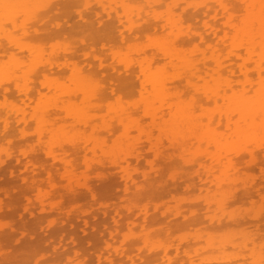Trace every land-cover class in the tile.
<instances>
[{
	"label": "rangeland",
	"instance_id": "rangeland-1",
	"mask_svg": "<svg viewBox=\"0 0 264 264\" xmlns=\"http://www.w3.org/2000/svg\"><path fill=\"white\" fill-rule=\"evenodd\" d=\"M40 1H43V0H40ZM40 1L38 0L39 3H40ZM44 1H46V0H44ZM97 1L98 0H92V2H91V0H60L59 2H61V3H57L58 1L55 3V1H54L53 2L54 4L51 1H49L50 3L49 2H47V3L41 2V4H39V5H42L40 8H35V7H37L35 2H32L34 4V6L36 5L35 7L32 5V3H29L33 6L34 10L37 9V11L35 10L36 12L34 10H33L34 12L33 11L31 12V10L29 8H26V7L24 8V6H27V7L29 6L27 4L26 5L23 4L24 6L22 5L23 9L22 8L21 9L16 8V11H17V9L19 11L20 10L26 11L27 9H29V12H30L29 15H32L33 13H35V14L32 15V17H30L32 21H29V24L27 23L28 25L25 24L26 22H28V19L26 20L25 17L23 18V17L18 16L17 18H19L20 20L17 19L18 21L17 20L15 21V26H13L14 24L11 25L12 24L11 22H10L11 24H8L9 23V21H8V23H7L8 25L6 26V28L8 27L9 30L8 29H7L8 31L4 30L5 33L11 32L14 34L16 29H18V28L19 29H21V28L25 29V27H31V30H29V31H31L32 34L30 36L29 35L26 36L27 38L24 37V40H23V38L21 39V37H22L21 33H23L21 30H23V29L19 30V32H21V33H18V30H17V32L15 33L16 34L15 36L18 37L19 39H21L20 42L22 45H25V46L28 45L32 49L33 48L35 49V47H40L41 52H38L35 54L34 52H36V51L33 49L34 50L33 55H31L32 51L27 49V47H28L27 46V47H24L25 50L21 49L20 52L22 51V53H20L19 50L15 46H11V44L8 43L10 41H8V40H7L8 42L6 41V38H5V41L0 40L3 44V45H1L2 49L0 52V54L2 56L1 59L6 60L5 59L6 54H9V55L14 54L15 55L17 53V56L19 55V57H21V55H22L21 58H23L22 60L24 62L20 59L21 60L20 62H22V64H23V65H21V67L24 66V67H22L23 69H29V67H31L28 70L29 72L31 71L28 76H29V78L31 77V80L33 82L32 83V86H33L32 91L34 90L33 91L34 93L36 91V96L31 97V98L35 97L31 101V102H33L34 100H36L33 102L34 105L32 104V106H31V104H29V106H27V105L24 106V104H23V97L24 96H22L21 93L18 94L15 92L16 89H14V85L11 86L7 82H5L6 84L10 85L8 87L11 89V92H12V90H15V91H13L14 93H11L9 91L11 94L10 93L8 95L6 94L5 97H3L5 92L2 89H0V110H1L0 111V136L2 138H4L3 140H2V138L0 139V143H2V144H0V153L1 154L3 153L2 155H0V180H1L0 186H1V188H3V189H1L2 191L0 192V201L2 200L1 201L2 207L4 205L3 211H2V208H0V210H1L0 211L1 212L0 213V225L2 224L1 227H2V229H4V230H2V231H4V233H3L1 231V227H0V264H115L117 262L122 263L123 261H126V262L128 261V264H252L254 259L258 258V255L256 256V254H260V256H261V252L264 253V250L262 251V249L264 248V208L262 209L261 212L257 211V210H260L259 208L264 207V203H262V200L264 199V176H263L264 174L261 173L262 172L261 169L264 167V156H263L264 152L262 153V155H259L258 153H260V152L257 150L258 153H256L257 155L255 154V161L251 162L252 164L247 163V161L250 162V159L248 158V156H246L245 158L243 157L244 159L241 158L244 160V161L242 160V162L244 164V166H243V164H242V166L244 167L245 171H246V169L250 170V171H246V172L244 171L247 174V176L250 177L253 175L252 178H254V175H255V179L250 178L254 182L251 181L248 177H245L242 175V172H243L242 166H239V168L241 167V169H239V171L236 170L237 172L235 173V176H234L235 178H233L234 180L238 181V178H239L238 176L240 175L241 176L240 178L242 179V181H244L243 185L245 187L250 186L252 188L255 187L257 189V192L255 191L257 194H255L254 190H256V189H254V188H253V190L251 188L252 191L248 190L249 187L247 189H245V187L243 188L241 186L242 187L241 188L239 185L241 183L240 181H238L239 183H235L236 181L233 183H229V185H228V182L224 181L225 185L222 188V184L220 183L219 179L217 177H215L216 175L215 176L212 175V173L209 174L211 177L213 176L212 178L210 177L211 178V180H210L211 181V184H210L211 188H209L210 186L206 187L202 183V181H201L202 179H200V178H202V177L205 178V176H204L205 174L207 176L206 178H208L209 177L208 173H203L204 175L202 177L201 176L199 177V175H201L202 173H200V174L199 173H192V172H197V171H191L192 168L190 169L188 164H186V165H188V166H186L185 163H183L182 159H180L181 157L179 158L178 155H176L179 152H177L176 154H173L174 150L171 151V148H173L171 146H170V149H167V151H164L165 148L163 147V149H162L163 154L161 155V156H163L164 152L167 155H170V156L172 155L170 157V160L168 159V161H167L166 158H168V156H165V155L163 156L165 158V160H164V158L161 159L160 157H159L160 159H158L156 157L157 160H155L154 157L156 156L155 155L156 153H153L154 151L152 153H150L151 151L150 152L148 151L149 150L148 147L150 144L149 145H147L148 143L145 144L146 138L144 136H142L143 140H145V141L142 142L143 148H142L141 152L142 151L143 152L148 151V153H144V154L142 153V155L137 153V155H138L137 158L134 157L135 156L134 154L136 152H135V150H133V148H131V147L128 148V146L125 144L127 140L126 141H124V140L126 139L127 134L125 135L124 134L125 132L123 133V128H121V127L118 128L120 125L117 127V129H113V131L115 130V132H112V134L118 133V135H115V134L111 135L110 134L111 132L108 131V132H110V133H108V135L110 134V137H109L107 135L105 129H104V131H105L104 133L102 131H99V129L102 130L105 127H109V126L103 127L102 125H104V123H105L104 121L107 120L106 119L107 117H108V119H112V116H113V118L116 117L117 112H119V109H117V107H119L120 110L122 109V106L120 107V105H121L120 99H122V100L124 99L123 101H125V99H126L127 101H129L128 104L133 103V104H135V106L138 105L140 103L139 101L143 99V98H141V92H140L141 86H139V84L141 85V83H139L140 79H139V77L137 78V75H139V73H140V66L136 67L135 65H137L138 62H141V60H144V52H146V51L144 50V52H143V48L145 46H147V47L152 46V47H149L150 49H152L153 47L156 48L155 47L156 43H158V44L162 43V42L163 43H171V42H177L178 41L177 43L179 44V46H181V48L180 47L178 48L179 51L184 47L181 50V52H183L185 54L188 53V56H187L185 54L182 55L181 53L178 52L180 55H182L181 57H183L184 55L186 56L185 58L183 57V59H187V57H190L191 53H193V51H194L195 55L192 54L191 57L193 58V57H196V55H197L198 56L197 58L199 59L201 57V55L197 54V52L199 51L198 48L201 51H206L205 53L208 52V48H207L208 45L205 43H202V42L196 43L197 41H200V40H197L199 38L195 39L196 37H198L197 34H199V33L205 32V35H208V36L210 34V32H208L207 26H206L207 21L205 18V12L207 13L206 16H208L209 11H212L211 8L214 7L213 9H215V7H216L217 12H215L213 10L215 16L212 17V15H214V14L211 15V13H213V12H210V16L212 17V20L215 19L216 22H224L227 20V17L232 16L236 19V21L237 20L241 21V19H242L245 22L246 20H249V19L246 18V12H245L244 6L241 3H239V1H237V0H228L226 2L227 3L226 4L227 9H224L222 6H220L219 0H167V1L163 0V2H165V3L161 2L162 5L160 4L159 6H156V7H155L156 4L153 0H115V2L114 1L112 2V0H110V1L109 0L108 1L107 0H104V1L99 0L98 3H97ZM100 1L102 2V4ZM47 5H49V6H47ZM166 5H170L171 8H173V9L169 10V11H171L170 12L171 14L169 12H167V10H168L167 7H170V6L166 7ZM104 6H105V8H104ZM164 8H166V9H164ZM27 11L25 13L20 11V13H18L17 15L22 16L23 14H27ZM172 13H175L176 16H174V14L172 15ZM27 15H25V16H27ZM35 15L39 16V17H36ZM168 15H170V16H168ZM166 16L170 17L171 19H172V17H174V19H172L173 21L177 20V19L175 20L176 17L177 18L180 17V18L184 19L185 21L182 19L181 20L184 21L185 24H187V25L189 24L188 26H190V27L185 25L187 27V29H185L186 28L185 27L182 30H183V32H184V29H185V31L188 30L186 32H189L191 30L190 33L185 34V33H182L180 31L176 30V29H174V30L171 29L170 26L168 27L167 26L168 22L166 20L167 19ZM27 17H29V16H27ZM35 17L38 19H36ZM67 17H68V19H67ZM249 17L252 18V15H250ZM243 18L244 19L246 18V20H244ZM251 18H250V20L252 23L256 22V21L253 22V20ZM35 19H36V21H35ZM253 19H255V17ZM208 20L211 21L210 18H208ZM34 22H36V24ZM169 22H170V20H169ZM212 22H214V21H212ZM244 22L242 23V21H241V23L243 24L242 26H244ZM31 23H32V25H31ZM59 23H61L60 24L61 26H59ZM245 23L248 24L247 22H245ZM249 24H250V22H249ZM255 24L256 23H254V25L250 24L249 26L253 25L256 27L257 25H255ZM242 26H240V27H242ZM134 28L139 29V32H138V30H137L138 33L135 32L136 30H133ZM170 29L173 31V34H172ZM193 31H194V33H193ZM41 32H43V33H41ZM178 32H179V34H181L179 36H181V37L183 36L182 38L177 36ZM38 33H40V34H38ZM195 33H197V34H195ZM24 34H25V32L23 33V36H25ZM210 37H212L214 40L208 37V38H206L207 42L209 40L210 41L213 40L212 44L215 45L216 44L215 42L218 43V41H216L214 35L210 34ZM3 38L4 37H2V39ZM128 39H130V40H128ZM182 39L185 40L186 42L185 41L183 42ZM194 39L196 40V42L194 41ZM127 41H128V43H127ZM180 41L182 42V44ZM210 41L208 43H210ZM191 42L193 44H190ZM133 43H135V46ZM194 43H196V44H194ZM131 45H133V46H131ZM191 45L192 46L198 45V46H196L197 48L194 46L196 48L195 49V48L190 47ZM147 47L144 49L150 50ZM130 50L132 52H129ZM52 51H53V54H52ZM71 52L74 56L70 55ZM131 53H135V55L132 54V56H134L135 58L129 55ZM151 53H152V51H151ZM145 54H147L146 56L148 57V59H150L155 53L153 52L151 56H148V53H145ZM157 54H155L152 58V61H151L152 65L149 63V60H147L148 62L145 61V64L148 63V65L150 64V66L152 68H159V70H161L160 68L162 66L167 65L168 68H166L167 66H165V68H164L165 69L164 72L168 73L167 75H171V76L173 75L174 76L175 74H177V72H176L177 66L174 67L171 63H169L170 62L169 60L163 59V57L160 56L161 54L160 55L159 54L157 55ZM42 57H43V59H42ZM138 57H140V58H138ZM197 58H193V59L198 60ZM181 60H182V58H181ZM7 61H5V62L7 63ZM52 61L54 63H52ZM43 62L47 64L46 68H43L46 66V65L44 66ZM70 62L72 64L78 63L79 65L85 66V67H81V68H83L82 71L84 73L87 72L86 70H89L90 72H92V73H90L88 71L90 75L87 73L86 74L81 73V75H82V77L85 76L84 78H86V76H87V79L89 78V80L87 82L89 84L93 83V87L95 86L99 90L101 89L102 94L101 93L99 94V92H96V91L92 92L93 94L98 93L101 96V99H100L99 98L100 96L97 94L98 95L97 97L99 98V99L97 98V101H99V102H95V100L91 101L89 98V97H91L89 92H87V94L85 96L87 97L89 95L87 98H89L90 101L84 100V99H87L84 96L82 98L80 97L81 95H84L86 93L85 91H87L88 88H86V90H82L84 92L81 91L83 86L82 87L78 86L79 83H78V80L76 79L78 77L74 75L75 73H74L73 65H71ZM122 62L123 63L125 62V64L128 63L131 65V67H133V74L131 71L128 72L127 67ZM155 62H157L156 65L153 64ZM24 63H26V64H24ZM42 63H43V65H42ZM48 63H52L53 65L48 66L49 65ZM38 64H40V65L38 66ZM116 64H118V66H115ZM27 65L29 67H27ZM57 65H58V68H57ZM138 65H140V64H138ZM170 65H172V66H170ZM37 66H38V69H37ZM49 67H51L50 70L47 72L45 71V73H44L43 70L48 69ZM122 67H124V68H122ZM172 67L174 69H172ZM85 68H87V69H85ZM117 68H119V69L122 68L121 69L122 71H119ZM177 68H178V70H184L185 71V69H180V66H178ZM35 69L37 71H39V70H41V71L37 73V71ZM207 69L206 70L202 69L203 70L202 72L207 71V74H208L209 69L208 70ZM117 70H118V73H116ZM151 70L156 71V69H151ZM33 72H35L36 74ZM80 72H81V70L79 71V73ZM19 74L20 73H17V75H19ZM92 74H93V76H92ZM116 74H118V75H116ZM181 74L186 75L185 72L184 73L181 72ZM73 76H74L73 79H75V80L74 81L72 80V81L75 83H73L70 79ZM173 76H172V78H173ZM203 76H204V74H203ZM184 77L186 78V76H184ZM184 77H181V78L185 79ZM1 79H2V76L0 75V86L5 81L4 79H2L4 81H1ZM178 79H180V78H178ZM83 80H85V79H83ZM95 81H97L95 84H99V83L101 84V85H99L100 87L96 86L94 84ZM181 81L182 80L180 79L178 84ZM70 82H72V83H70ZM183 82H185V81L183 80ZM22 83H24V82H22ZM76 83H78V84L76 85ZM80 83H81V81H80ZM175 83H177V81H175ZM48 84H50V86ZM184 84L186 85V83H184ZM184 84L183 85L180 84V85L184 86ZM47 85L52 90L48 89ZM82 85H84V83H82ZM174 85H176V87H171ZM180 85H178V87H177V84H173V80H172L171 84H169V86H170L169 88L171 89V91H170V92H172L171 94H174V93L178 94L181 98L180 102H183V100L185 101L186 99L191 97V95H193V93H195V91L194 92L188 91V93L191 94L190 95L185 91V90H187L186 87L182 88ZM3 86H5V84ZM34 86H35V88H34ZM70 87H71V89H70ZM55 89H57L58 91L61 90L62 92L61 91L58 92ZM53 90H55V91H53ZM78 90L80 92H82L83 94L80 92L78 93ZM179 90H183V91L180 92ZM41 91L44 92L45 94H43ZM66 91L71 93V94L73 93L74 95H75L74 91H76L77 92L76 97H79V98H77L75 100L73 98L71 99L70 94L67 93ZM17 92H19V91H17ZM183 92H185V93H183ZM34 93H33V95H35ZM186 93L189 95V97L185 98ZM48 95H50L51 97ZM74 95H72V97L76 98ZM183 95H184V98H183ZM122 97H124V98H122ZM6 99L10 100L9 101L10 104H8ZM174 99L175 98H173V102H175ZM190 100H192V98ZM127 101H125L126 104L124 103L123 107L126 108L127 112H128V108H131V107H129V106H131V104L128 106ZM142 101H141V104H142ZM15 102L18 103L17 106H16ZM31 102H27V103H31ZM51 102H52V104H51ZM13 103L20 110L22 108L23 109L29 108L31 110L34 108V106H35V109L37 107L38 108L41 107V109L43 107H45V109H47L46 111H48L50 109L49 110L50 112L49 111L47 112V114L49 113L48 115H50V113L54 110L53 111L54 113H52L50 116H53V114L58 115V113H59L58 111L60 110V112H62L61 114L63 116L59 114L60 117L62 116L61 121H60V119L56 118L57 119L56 120L53 117H52L53 118L52 119L50 116H48L50 124L49 123L38 124L37 122H41V120H37L34 117V116H36L34 114L35 113L34 109H33V111L31 110L32 112L30 110L25 111L24 112L25 118L20 113H18V115H17V111H15V113H14L15 117H14L13 113L11 114L10 111L13 109L15 110L16 107L12 106L13 109H11V110L9 109L10 108L9 107L8 109L10 111L8 109H6L7 105L11 106V104L13 105ZM53 103H55V104H53ZM88 103H90L89 106L90 107L92 106V109L91 108H87V109L85 108V106L89 107ZM96 103H98V104H96ZM167 103H169V102L167 101ZM167 103L165 105H167ZM56 104H57V106H56ZM141 104L139 106H141ZM71 105H72V107H74V105H75L74 109L77 107H79V109L82 108V111L75 109V110H77V115H79L78 114L79 112L80 113L84 112L85 114L82 113L84 115L88 114V116H89L91 114V115H93V117L94 116L96 117L97 115L102 117L103 115H101V114H103V112H101V113H98V112H100L102 110L105 111L104 112V118H105L104 121L101 120V118H99V116H98V117H96V119L94 118L95 122L98 119L100 121L99 122L97 121L98 123L97 122L95 123L93 120V117L90 115L89 116L90 124L88 123L87 126L91 127V126H93L91 122L95 123L96 127L95 126L94 127L97 129V131L101 132V133L98 132L99 133V134H97L98 137L99 138L101 137L102 139H106L107 140L106 142L108 143V145L110 142H112L114 140V138H116V136H118V138H120V139L117 140V138H116L114 140V143L116 141H118V143H119L121 141V139L122 140L124 139L123 142H125L124 143L125 148H123V150L124 151L127 150L126 152H129L132 150L131 152L134 153V154L130 153V155L133 154L134 156L131 155L130 156L131 159L129 158V160L131 161L130 167H132L131 168L132 170L129 168V170H127V172L130 173V171H134V170L136 171V169H137L138 172L137 171L132 172L135 175L132 174V177H130V179H132L134 176H136L135 178L137 179V181L135 180V182H131V183L129 181H127V182L123 181L124 179H122V175L120 174V172H117L118 170L115 171V169H114L116 167L119 168L120 165L118 166V164H117V166H116V164H115V167L113 166V169H112L111 167H112V164H114L113 162L111 163V165H109L110 163L105 164V162L107 163L109 159L104 162L103 158H101L102 162L99 163V161H101V160H98V159H100L99 157H101L100 156L101 152H98L95 149L98 153L94 152V154H95L94 155L93 152L90 151V150L94 149L93 146H90V145H92V143L89 145L92 149L89 147H87V148L83 147L81 149L76 148V151H73V147L70 145V143L67 142V144H66L64 139L68 140L70 138L69 135L73 136V135H71V134H73V131H72L73 129H71V128L77 129V131L76 130L74 131V134H75L74 136L78 137V135H79V139L81 136L84 138L86 136V138H85V141H86V139L88 140V138L90 137L88 140V142H89L91 140V137L94 136L93 134H90L89 131L87 133V126L84 125L85 122H80V123L78 122L80 119H83V117H85V116L80 114L83 116L81 118V116L80 117L76 116V111H75V115H72L73 114V113H71L72 111L71 112L69 111L71 113V116H76L75 117L76 120H77V117H79L77 122L76 121L74 122L73 121V120H75L74 118L71 119V117L68 116L69 114H65L66 113V109H65L66 107H67V109L73 110V109H71L72 107L69 108V106H71ZM76 105H77V107H76ZM100 105L102 106L103 109L100 107ZM112 105H116L115 108L118 110L116 113H115V111H116L115 109L111 110ZM124 105H126V106H124ZM53 106L54 107L56 106L58 108L60 107V108L59 109L56 107L54 108ZM97 106H99V108ZM127 106H128V108H127ZM135 106L133 108H135ZM83 108L86 109V111H88V112L83 111L84 110ZM133 108L130 110L133 111L134 110ZM23 109H22V111H24ZM57 109H58V111H57ZM37 110H40V108ZM55 110L57 111V113H55ZM42 111L44 112V110H42ZM89 111H91V112L89 113ZM112 111L115 114L112 113ZM137 111L139 113H141V111L139 109ZM137 111H135V114L138 113ZM94 112L96 114L97 113L98 114L96 115ZM105 113H107L108 115L105 116L106 115ZM131 113L133 114L134 112H131ZM166 113H167V116L170 117L168 115V111ZM38 114H39V111L37 113V116H38ZM141 114L140 115L137 114L136 116H134V114H133L132 117L134 119L138 120V116L139 117L142 116ZM7 115H10V116H8L9 117L8 119H5V118H7ZM29 116L30 117L32 116V118L28 119ZM125 116L126 115H123L122 117L125 119ZM167 116H166V118H168ZM33 117H34V119H36L35 120L36 122L32 121ZM132 117H129L130 121L124 120L123 123L127 124V122H131V120H133ZM13 118H16L17 120H19L20 118L21 119L23 118L24 120L26 119V121H24L25 122L24 123L21 120L22 122H20V123L21 124L23 123L21 125L20 123L18 124L16 119H15V121H16V123H15ZM39 118H41V116ZM63 118L66 120H64ZM127 119H128V117H127ZM5 120H7V123L10 124L11 130H9L10 128L7 129V125H6ZM85 120H83V121H85ZM89 120L87 119L86 122H88ZM112 120L114 121V123H115V121H119V120H114V119H112ZM112 120H108V121L110 123H112L113 125H117V123L119 124V122H116L114 124L112 122ZM139 120L140 121L142 120V125L144 123H146V121H149V119H147V120H145V122H143L144 121L143 118H141ZM108 121H106L105 125H107V124L109 125ZM99 123H102V124H99ZM24 124H25V126H24ZM28 124H29V127L27 126ZM85 124H87V123H85ZM128 124H130V123H128ZM39 125H42V126L45 125L46 127H42V126L41 127L44 128V130H46V131L39 133L40 132L39 129L42 130V128H39ZM51 125H52V127H51ZM130 125H133V124L131 123ZM145 125H143V126L146 127ZM149 126H150V128L149 127L147 129L145 128L146 131L147 130L150 131L151 125H149ZM25 127H27V130H25L26 129ZM101 127H102V129H101ZM52 128H54L56 131H59L60 135H57V141L56 142H59V140L61 141L63 139L62 140V142L64 141V144H63L64 150L62 148L63 153L66 152L64 154H68L69 156H72L73 160L71 159L68 162L69 163L71 161L73 162V163H70L69 165H70V167L71 166L74 167L75 170H71L72 168L70 169V167H68L65 164V161L67 160V158H70V157L66 156V155H65V157L62 156L61 149H58L61 147L56 146V144L53 143L52 145H49V147L43 148L42 145L46 146L44 142H48V144H51V142H53V141L55 142V140H56L55 135H53L55 137V138L53 137L54 139L51 138L52 137L51 134H55V133H53V130L51 131ZM153 129L155 131H152ZM131 130H132V128L129 131H131ZM152 130H151L152 133H154V132H156L157 129L152 128ZM78 131L81 132V135ZM94 131H93V133H94ZM120 131L122 132V134ZM149 131H148V133H150ZM44 132L48 133V134L46 133V137L48 139L50 138L51 140L50 139L46 140L47 138L43 137V136H45ZM135 132H136L135 133L136 135L131 133V135L129 137L130 138L136 137L137 131L135 130ZM42 133H43V135H42ZM56 133H58V132H56ZM63 133L64 134L68 133L69 135L68 134L64 135ZM105 133L107 135V136L106 135L105 136L108 139L105 136H104L105 138L102 136ZM157 133H154V134L156 135ZM61 134H63V136ZM123 135H125V136H123ZM74 136L72 137V139L74 138ZM113 136H114V138H113ZM40 137H43L44 139L43 138L42 139L45 141L42 142V139L40 141ZM58 137H60L59 140H58ZM162 138L160 137L161 147L163 144L164 145H167L168 143L170 144L169 141H166V140H168L166 137H165V140H164V138H163V140H161ZM39 141H40V145H39ZM162 141H163V143H162ZM25 142H26V144H25ZM6 143H7V145H6ZM114 143H112V146L115 145V147H116V144H118V143L117 142H116V144H114ZM3 144H4V147H3ZM50 146L54 147V149L61 151V153L58 152L57 150H54L53 148L51 150ZM69 146H71V147H69ZM112 146H110V147H112ZM1 149L3 151L6 150L7 152H5V151L1 152L2 151ZM47 149H49V151L51 150L50 152H52V151L53 152L55 151V152L52 155V153L48 152ZM88 149H90V150H88ZM136 149H137V147H136ZM257 151L255 150V152H257ZM89 154L91 155L92 158H94L95 156L97 157V155H99L98 159L97 160L95 159V162L93 160L91 161L90 156H89L90 158L88 157L90 159V161L93 163V164L91 163L93 166V167L91 166V169H92V170L90 169L91 171L88 170L87 168H85V163H84L86 157ZM58 155H61L63 158L66 159L64 161V165H66L72 172L67 167L60 164V162H61L60 159L62 160L63 158L61 156H58ZM139 155L141 157L138 160ZM149 155H150V157H149ZM55 156H57L59 158L61 157V158L56 160L55 158H57V157H55ZM152 157L154 158V161L160 162V163L158 162L159 165L156 164L158 167L154 166L155 168L153 167V169L150 166V165H152V163H151L152 162L151 160L153 159ZM134 158H136V160ZM147 158L148 159L152 158V159L148 160ZM146 159L148 161L145 162ZM241 159L237 160V163H240ZM257 160H258V162H257ZM74 161H77L79 166L76 165L77 163L75 165H73ZM261 161L263 164L261 163ZM29 162L32 165H29ZM86 162H88V160ZM256 162L259 164H257ZM61 163H63V162H61ZM101 163H103V164H101ZM120 163H121V161H120ZM237 163H236V165H237ZM22 164H25V166ZM99 164L105 165L104 168L102 166H100ZM153 164H155V162ZM253 164H254V166H253ZM255 164H257L259 166V168ZM106 165L107 166L109 165V167L106 168L107 167ZM260 165H262L261 168H260ZM98 166H100L103 169L99 168ZM24 167H26V168H24ZM251 167H253V168H251ZM82 168H85V169H82ZM160 168H163L164 171H162V169H160ZM196 168H197V166H196ZM120 169H119V171H121ZM197 169H199V167ZM9 170H11V172ZM86 170H87V172H86ZM73 171H76V172H73ZM79 171L82 173H79ZM258 171H260V172H258ZM9 172L11 173V175H9ZM161 172H162V174H161ZM263 172H264V169H263ZM49 173H52V174L50 175ZM67 173L69 175H71V174L74 175V173H75V177L70 176L73 178L72 179L68 176ZM98 173L102 174L103 176L99 175ZM116 173H118V175H121V178H120V176L117 177ZM249 173H251V174H249ZM30 174H32L36 177L40 176V178H42L40 181H42L44 179V177L45 178L48 177L47 179H44L45 180L44 184L41 183L43 185H41L39 183L40 186L36 187V192H31V191L25 192L26 186H27L25 184L26 183L25 178L27 177L28 179H30L29 178L31 176ZM88 174H91V175H88ZM217 174H219V173H217ZM41 175H42V177H41ZM138 175H139V177H138ZM148 175L150 176V178H148ZM228 175L232 176L234 174L228 173ZM257 176H259V178H261V176H263V178L259 179V178H257ZM98 177H99V179H98ZM100 177H101V179H100ZM152 177H153V179H152ZM229 178L231 179V177H229ZM244 178H246V179H244ZM49 179H52L51 182ZM97 179H98V181H97ZM233 179H231L230 181H234ZM15 180H17V182H20L19 183L20 185L18 184L19 186L17 185V182ZM190 180H193L194 186L190 183L191 182ZM246 180H247L246 184H248V185L245 184ZM250 181L253 183H251ZM68 186L74 187L76 189L75 190L72 188L73 192L77 191L76 193L75 192L72 193L73 195H76V201L75 202H78L77 205H75L76 203L73 202L74 196L71 193L69 194L70 191L68 192L65 189ZM85 186H87V187L90 186V188L93 189V191L95 193V199L92 198L91 194L89 195V193H90L89 190H88V192H86L87 189H84ZM109 189H110V191H108ZM23 190H24V193L26 195L23 194ZM247 190L250 192H248ZM223 191H225L227 193L228 197H229V194L232 197V198L228 199V203L226 202L227 199H225L226 201L223 199L224 200L223 201L224 202V208L221 207V203H220V201L222 199ZM258 191H259V193H258ZM42 194L44 197L42 196ZM98 195H100V196H98ZM40 196L43 199L45 198V200L48 198L47 200L49 201V203H51L50 205H52V204H55V205L59 204V205L54 206L53 209H50L51 208L50 205L47 204V202L45 203V200H44V202H41L43 199L41 198L42 200H40ZM29 199H31V200H29ZM40 202L43 204H41ZM9 204H10V206H12V208H8V207H10V206H7ZM31 205H32V209L30 208ZM72 205H73V207H72ZM26 206L27 207L29 206L28 209ZM79 206L82 209H80ZM63 207H64V210H63ZM76 208L80 209V211L77 210ZM54 209H56V210H54ZM57 209L62 210V212H59ZM67 209H69V210L71 209L70 212L68 211V215H66L67 217L68 216L70 217L72 214H74V216H72L70 219L65 218V215H64L65 213L67 214V212H66ZM75 209H76V211H75ZM98 209L99 210L101 209L102 211L105 210L108 212L103 211L102 214H105V215H102V214H100L101 211L99 212ZM72 210H74V212ZM49 211H51V212H49ZM87 211H88V215H86ZM76 212H78V216L75 215V214H77ZM4 213H6V214L4 215ZM55 216H57V217H55ZM61 216H62V218L64 217V219H62ZM1 217H4V219ZM84 217H88L86 219H88L91 222V225L87 226L85 224V221H83ZM51 218H54V219H51ZM5 219H6V221H5ZM55 219H57L60 222V224L58 225L56 223L58 226H55V223H54V226H51L50 222H52V220H53V222H56ZM1 220H2V222L5 221L6 224L2 223ZM69 220H71V222ZM76 220H77V222H76ZM117 220H120V223H117ZM7 222H8V226H6ZM83 222H84V224H83ZM93 222H95L97 224H93ZM69 223H71V224H69ZM76 223H78V224L76 225ZM16 225L18 228L16 227ZM110 227L113 228L114 230H112ZM16 228H17V230H16ZM8 229H10V230H8ZM14 229H15L16 233H15ZM6 230H8L9 232ZM199 230H201V231H199ZM198 231L203 232L204 234L209 233L210 236L213 235L215 241L218 239V241H220L221 243H223L224 240L229 239L233 235L234 236L241 235L242 238H243V236H245L244 238H246L249 236L250 237L253 236V233H254V234H258L259 237L256 235L254 236V238L251 237L255 241L254 244L249 243V240L245 241L243 239L245 243H247V244L249 243L248 245L247 244L244 245V243H242L240 240L238 242L237 241L238 239H237L236 241L238 242V244H235L233 246V243H231V244L228 243L225 246V248H222L220 250L215 249L216 250L215 251L211 248L210 249L205 248L204 247L205 245H203V244H202V246H203L202 247L200 244L196 243V242H199L201 239H198V241L195 242V245L193 244L194 241L191 240L192 237H194L195 239H196V237L203 238V237H201V235H199ZM10 232H12V234H9ZM204 234L202 236H205ZM207 234L205 236L207 238H204V239H208L209 235H207ZM248 234H250V235H248ZM150 236L154 237V239H151V241H154L155 243L153 242L154 244L153 243H151V244L156 247L155 251H152L153 250L152 248H155V247L151 246L150 244L149 245L152 247L151 248L152 250H150L149 245H146V246H148V248H145V244H144L145 240L141 244H140V241H141L140 239H139L140 241H137V238L143 239L146 237L149 238ZM186 236L188 237V239L185 238ZM161 238H162V240H164L165 244L162 242L161 243L159 242V241H161L160 240ZM238 238L242 239L240 237H238ZM180 239L181 240L184 239L183 244H181L182 241ZM185 239L187 241L190 240V241H188L190 243L185 241ZM252 239L250 241H252ZM157 240L159 243L157 242ZM211 240H213V238H211ZM232 240L236 243V241H235V239H233V237L231 238V241ZM227 241H230V240H227ZM184 243L187 245H185ZM199 243H204V242H202V240H201ZM239 243L242 244V246ZM157 244H161V245L156 246ZM163 244L166 246H164ZM177 244L180 247L175 246ZM188 244H190V245H188ZM196 244H198V246H196ZM237 245L238 246L240 245L241 248H240V246L237 247ZM182 246H183L184 250L181 248ZM220 246L222 247V244H220ZM250 246H251V248L255 249V247H257L258 249H255V250L251 249L252 250L251 251V250H249ZM163 247H164V249L165 248L167 249L165 251L167 253V256H169L167 258L164 257L165 255H161V251H158L161 249H157V248H163ZM201 247H202V249H200ZM189 249L191 251H188ZM256 250L258 253L256 252ZM147 251H149V253ZM150 251H152V252H150ZM156 251H158V252H156ZM251 252L254 254L255 258L253 257ZM163 253H164V251H163ZM156 254H159V255H156ZM129 255L132 257H130ZM73 256H74V258H73ZM263 256H264V254H263ZM260 258H261V262L264 261V257H260Z\"/></svg>",
	"mask_w": 264,
	"mask_h": 264
},
{
	"label": "bare ground",
	"instance_id": "bare-ground-1",
	"mask_svg": "<svg viewBox=\"0 0 264 264\" xmlns=\"http://www.w3.org/2000/svg\"><path fill=\"white\" fill-rule=\"evenodd\" d=\"M40 1V0H39ZM49 1H51L52 3L55 1V3L57 2V3H61V2H59L60 0H46V1H40V3L38 2V0H0V40H4L5 41V38H6V41L8 40V41H10V42H8V43H10L11 44V46H15L18 50H19V52H20V50L21 49H24V47H27V46H25V45H22L21 44V39L23 38V40H24V37H26V36H30L31 34H32V32L31 31H29V30H31V27H25V29H23V28H21V29H23V30H21V29H16V31L14 32V34L13 33H11V32H6L5 33V31H8L9 29H8V27L6 28V26L8 25V24H11V25H13V26H15V21L17 20V19H19V18H17L18 16H20V17H25V19L27 20L28 19V22H26L25 24L26 25H28L29 24V21H32L31 20V18L30 17H32V15H34L35 13H31L32 15H29V9L31 10V12L34 10V8H33V6H34V4L32 3V2H35V4L37 5V7H35V8H40L42 5H39V4H41V2H43V3H47V2H49ZM102 1H104V0H102ZM108 1V0H107ZM110 1V0H109ZM115 2V0H112V2ZM154 2H155V7L156 6H159L160 4L162 5V3H165V2H163V0H153ZM167 1V0H166ZM220 1V6H222L224 9H227L226 8V2L228 1V0H219ZM237 1H239V3H241L243 6H244V9H245V12H246V18H248L249 20H250V18L251 17H249L250 15H252V20H253V22L254 21H256V22H254V23H256L255 25H257L256 27L255 26H253L254 25V23H252L251 22V20L249 21V20H246V18L244 19V20H246L245 22H247L248 24H249V22H250V24H253V25H251V26H249L248 24H246L242 19H241V21H242V23L244 22V26H242L243 24L241 23V21H239V20H237L236 21V19L234 18V17H232V16H229V17H227V20L226 21H224V22H216L215 21V19L214 20H212V17L213 16H215V14H214V11L215 12H217V8L215 7V9H213L214 7H212L211 9H212V11H209V17L208 16H206V12H205V18H206V26H207V30H208V32H210V34L211 35H214L215 36V39H216V41H218V43L217 42H215L216 44L214 45V44H212L213 43V38L212 37H210V34H209V36L208 35H205V32L204 33H199V34H197V33H195V34H197V36L198 37H196L195 39H197V38H199V39H197V40H200V41H197L196 42V40L194 39V41L196 42V43H198V42H202V43H205V44H207L208 45V52L207 53H205L206 51H201L199 48H198V52H197V54H200L201 55V57L198 59L197 57V55H196V57H193V58H197L198 60H194L191 56H192V54H194V51H193V53H191V56L190 57H187V59H183V57L185 58L186 56L185 55H187L188 56V53L187 54H185V53H183V52H181V50L184 48H182L180 51H179V47L181 48V46H179V44L177 43V42H171V43H156V48H152V49H150L149 47H152V46H145L144 48H149L150 50H146V49H144L143 48V52H144V50L146 51V52H144V60H141V62H138L137 63V65H135L136 67L137 66H140V73H139V75H137V78L139 77V83H141V85L139 84V86H141V98H143L142 100H140L139 102V104L138 105H136L135 106V104H133V103H130L131 104V106H129L130 104H128V102L129 101H127L126 99H125V101H127V104H128V106L129 107H131V108H128V106H127V108H128V112H127V109L126 108H124L123 107V104L125 103V101H123L122 99H120L121 101V105H120V107L122 106V111L120 110V108L119 107H117V109H119V112H117L118 110L115 108L116 107V105H112V108H111V110H113V109H115L116 111H115V113L117 112V114H116V117L115 118H113V116H112V119H114V120H119V121H115V123L116 122H119V124L117 123V125H113L112 123H110L108 120H112V119H108V117L106 118L107 120L106 121H108L109 122V125L107 124V125H105L106 124V121H104L105 120V118H104V112L105 111H100V112H98L97 110V112L98 113H101V112H103V114H101V115H103L102 117L101 116H99V115H97L95 112V114L97 115L96 117H98L99 116V118H101V120H103L105 123H104V125H102L103 127H105V126H109V127H105V128H103L102 129V127H101V129L102 130H100L99 129V131H102L103 133L106 131V133H107V135H108V133H110L111 135H114V134H112V132H115V130L113 131V129H117V127L118 128H123V133L126 135L127 134V136H126V139L124 140V141H126V143L125 142H123V140L121 139V141L118 143V141H116L118 144H116V142L114 143V140L117 138V140L118 139H120V138H118V136H116V138H114V136H113V138H114V140L112 141V142H110L109 143V145L110 146H112V143H114V144H116V147H115V145L114 146H112V147H110L109 145H108V143L106 142L107 140L106 139H102L101 137L99 138L98 137V135L97 134H99V133H101V132H99V131H97V129L95 128L96 127V125H95V123L98 121H100L99 119L95 122V119H96V117L94 116L93 117V115H91L92 117H93V120H94V122L95 123H93V122H91L92 123V125L93 126H87L88 125V123L90 124V118H89V116H88V114L87 115H84L85 113L84 112H79L78 114L79 115H77V110H75V109H78L79 111H82V108L81 109H79V107H77V105H76V107L77 108H75L74 109V107H75V105H74V107H72V105L71 106H69V108L70 107H72L71 109H73V110H70V109H67V107L65 108L66 109V113L65 114H69L68 116H70L71 117V119L72 118H74L75 120H73L74 122L76 121L77 122V120H78V118L81 116V118L83 117V116H85V117H83V119H80L78 122L80 123V122H85V123H87V124H85L84 123V125H86L87 126V133H88V131L90 132V134H93L94 136H92L91 137V140L88 142V140H89V138H88V140L86 139V141H85V138H86V136H85V138L84 137H80V139H79V135H78V137L76 138L74 135V131L76 130L77 131V129H75V128H71V129H73L72 131H73V134H71V135H73L74 136V138L72 139V137L73 136H70L68 133V135H69V137L71 138H69L68 140H66V139H64V141L66 142V144H67V142L68 143H70V145L73 147V151H76V148H78V149H81V148H87V147H89V148H91L90 146H93V148L94 149H92V150H90V149H88V150H90V151H92L93 152V154H94V152L96 153L97 151L98 152H101V154H100V156L101 157H99V155H97V157L95 156L94 158H92L91 157V155L89 154L87 157H86V159L88 160V162H86L87 160L85 159V168H87L88 170H90L91 169V166H92V160L95 162V159L97 160L98 159V157L100 158V159H98V160H101V158H103V160H104V162L106 161V160H108V162L106 163L105 162V164H108V163H110L109 165H111V163L113 162L114 164H112V169H113V166L115 167V164H116V166H117V164H118V166H119V168H114L115 169V171H117V172H120V174L122 175V179H124L123 181H125V182H127V181H129L130 183L131 182H135V180L137 181V179L135 178L136 176H134L132 179H130V177H132V174L133 175H135L134 173H132V172H138V170L136 169V171L134 170V171H130V173L129 172H127V170H129V168L131 169L132 167H130L131 166V161L129 160V158H130V156L132 155V156H134V157H136L137 158V153L138 154H140V155H142V153L144 154V153H148V151L150 152V153H152L153 151V153H156L154 156V158H155V160H157L156 159V157L158 158V159H163L164 157V155L165 156H168V158H166L167 159V161H168V159L170 160V157L172 156H170V155H167L165 152H164V155L163 156H161L162 154H163V147L166 149H164V151H167V149H170V146L171 147H173V148H171V151L172 150H174V152H173V154H176L177 152H179V153H177L176 155H178V157L180 158V159H182V161H183V163H185V165L186 164H188L189 165V168L191 169V171H197V172H192V173H202L201 175H199V177L201 176H203L204 174L203 173H208V178H206L207 176H206V174L204 175L205 176V178L204 177H202V178H200V179H202L201 181H202V183L207 187H209L210 186V184H211V178L213 177H211L209 174H211L212 173V175H216L215 177H217L218 179H219V181H220V183L222 184V188H223V186L225 185V182L224 181H226V182H228V185H229V183H233V182H235V183H239L238 181H240L241 183L239 184L240 185V187L242 186L243 188L245 187L244 185H243V182L244 181H242V179L240 178L241 176L239 175L238 177V181L237 180H234L233 178H235L234 176H235V173L237 172V171H239V169H241V167L239 168V166H242V164H243V162H242V160L246 157V156H248V158L250 159V162H248L247 161V163H251V162H254L255 161V154L256 153H258V151L260 152V153H258L259 155H262V153L264 152V0H237ZM91 2H92V0H91ZM99 2V0L97 1V3ZM101 2V1H100ZM162 2V3H161ZM29 3H32V5L31 4H29ZM42 3V4H43ZM50 3V2H49ZM29 5L28 7L27 6H24V5ZM54 4V3H53ZM52 4V5H53ZM101 4H102V2H101ZM22 5L24 6V8L26 7V8H29V9H27L26 11H27V14H23L22 16L21 15H17L18 13H20V11L21 12H26V11H23V10H18L17 9V11H16V8H19V9H23V7H22ZM44 5V4H43ZM51 5V6H52ZM47 6H49V5H47ZM50 6V7H51ZM61 6V5H60ZM167 6H170V5H166V7ZM174 6V5H173ZM44 7V6H43ZM175 7V6H174ZM33 8V9H32ZM45 8V7H44ZM104 8H105V6H104ZM47 9V8H46ZM157 9V8H156ZM155 9V10H156ZM164 9H166V8H164ZM167 12H171V11H169L170 9H173V8H171V6L170 7H167ZM210 9V10H211ZM36 11H37V9H35ZM34 10V11H35ZM45 10V9H44ZM214 10V11H213ZM33 11V12H34ZM35 11V12H36ZM157 11V10H156ZM164 11V10H163ZM41 12V11H40ZM166 12V11H165ZM210 12H213V13H211V15L212 14H214V15H212V17L210 16ZM171 14V13H170ZM174 14V16H176L175 15V13H172V15ZM25 15H27V16H29V17H27V16H25ZM167 15V14H166ZM178 15V14H177ZM249 15V16H248ZM36 16V15H35ZM168 16H170V15H168ZM168 16H166V20H167V26L169 27L170 26V28L171 29H176V30H178V31H180V32H182V33H190V31L189 32H186V31H188V30H186L185 31V29H187V27L185 26V25H187V24H185V20L184 19H182V18H180V17H176L175 18V20L176 21H173L172 19H174V17H172V19L170 18V17H168ZM34 17V16H33ZM36 17H39V16H36ZM35 17V18H36ZM255 17V19H253ZM30 18V19H29ZM123 18V17H122ZM185 18V17H184ZM208 18H210V20L211 21H209L208 20ZM24 19V20H25ZM34 19V18H33ZM36 19H38V18H36ZM36 19H35V21H36ZM67 19H68V17H67ZM180 19V20H179ZM184 20V21H182V20ZM20 20V19H19ZM169 20H170V22H169ZM8 21H9V23H8ZM18 21V20H17ZM34 21V20H33ZM125 21V20H124ZM212 21H214V22H212ZM11 22V23H10ZM211 22V23H210ZM8 23V24H7ZM18 23V22H17ZM28 23V24H27ZM35 24H36V22H34ZM188 23V22H187ZM61 23H59V26H61L60 25ZM241 24V25H240ZM21 25V24H20ZM31 25H32V23H31ZM189 25V24H188ZM187 25V26H188ZM25 26V25H24ZM30 26V25H29ZM240 26H242V27H240ZM186 27V28H185ZM188 27H190V26H188ZM16 28V27H15ZM59 28V27H58ZM183 28H185L184 29V32H183ZM195 28V27H194ZM8 29V30H7ZM14 29V28H13ZM170 29V30H171ZM5 30V31H4ZM17 30H18V33H21V32H19V30H21L23 33L25 32V36H23V33H21L22 34V37H21V39H19L18 37H16L15 35V33L17 32ZM26 30V31H25ZM133 30H136L135 32H137V30H138V32H139V29H137V28H134ZM31 32V33H30ZM137 32V33H138ZM171 32H172V34H173V31L171 30ZM41 33H43V32H41ZM68 33V32H67ZM177 33V32H176ZM193 33H194V31H193ZM38 34H40V33H38ZM175 34V33H174ZM179 35H181V34H179V32H178V34H177V36L178 37H181V36H179ZM21 36V35H20ZM211 38V39H213V40H209L210 41V43H208L207 42V39L206 38ZM2 37H4L3 39H2ZM183 37V36H182ZM181 37V38H182ZM188 37V36H187ZM27 38V37H26ZM185 38V37H184ZM186 39V38H185ZM127 40V39H126ZM128 40H130V39H128ZM183 40V39H182ZM185 40H183V42H184ZM181 42V41H180ZM186 42V41H185ZM193 42V41H192ZM190 43V44H193V43ZM127 43H128V41H127ZM196 43H194V44H196ZM13 44V45H12ZM134 44V46H135V43H133ZM139 44V43H138ZM181 44H182V42H181ZM1 45H3L2 44V42L0 41V52H1ZM158 45V46H157ZM204 45V44H203ZM23 46V47H22ZM131 46H133V45H131ZM138 46V45H137ZM196 46H198V45H191L190 47H192V48H195ZM3 47V46H2ZM200 47V46H199ZM13 48V47H12ZM15 48V49H16ZM38 48V49H37ZM76 48V47H75ZM132 48V47H131ZM197 48V47H196ZM195 48V49H196ZM203 48V47H202ZM16 49V50H17ZM27 49H29L30 51H32V53H31V55H33V52H34V50L36 51V52H34L35 54L36 53H38V52H41V50H40V47H35V49L33 50L30 46H28L27 47ZM136 49V48H135ZM194 49V50H195ZM17 50V51H18ZM25 50V49H24ZM72 50V49H71ZM129 50V49H128ZM133 50V49H132ZM16 51V52H17ZM136 51V50H135ZM151 51H152V53L154 52L155 54H161L160 56L161 57H163V59H167V60H169L170 62L169 63H171L174 67H178V66H180V69H185V71L184 70H178V68L176 67V72H177V74H175L174 76H173V78H172V76L171 75H167L168 73H166V72H164V68H165V66H167V65H165V66H162L160 69L161 70H159V68H152L151 66H150V64H151V61H152V58H153V56L155 55H153L150 59H148V57L146 56L147 54H145V53H148V56H151L152 55V53H151ZM89 52V51H88ZM128 52V51H127ZM129 52H132L131 50L129 51ZM134 52V51H133ZM157 52V53H156ZM181 53L182 55L183 54H185L183 57H181L182 55H180L179 53ZM201 52V53H200ZM20 53H22V51L20 52ZM45 53V52H44ZM150 53V54H149ZM196 53V52H195ZM52 54H53V51H52ZM70 54V53H69ZM132 54L133 55H135V53H131V54H129L130 56H132ZM157 54V55H158ZM70 55H73L72 54V52H71V54ZM128 55V56H129ZM195 55V54H194ZM74 56V55H73ZM72 56V57H73ZM146 56V57H145ZM1 54H0V75L2 76V79H4V80H2L1 79V81H4L2 84L4 85L5 84V86H3L2 84H1V86H0V89H2L5 93H4V96L3 97H5L6 96V94L8 95L10 92H11V89L8 87V86H12V85H14V89H16V91L15 90H12V92L11 93H14L13 91H15L16 93H18V94H20L21 93V95L22 96H24L23 97V104H24V106H29V104H31V106H32V104H33V102L34 101H36V100H34L33 102H31L32 101V99L33 98H35V97H33V98H31L32 96H36V91H35V93L32 91V80H31V77L29 78V74H30V72L28 71L31 67H29L28 65H27V67H29V69H23L22 67H24V66H22L21 67V65H23L22 64V62H20L23 58H21L22 57V55H21V57H19V55L17 56V53L14 55H12V54H6L5 55V59L6 60H2L1 59ZM24 57V56H23ZM51 57V56H50ZM71 57V58H72ZM132 57H134V56H132ZM10 58V59H9ZM49 58V57H48ZM52 58V57H51ZM74 58V57H73ZM72 58V59H73ZM135 58V57H134ZM138 58H140V57H138ZM137 58V59H138ZM181 58H182V60H181ZM21 59V60H20ZM42 59H43V57H42ZM53 59V58H52ZM51 59V60H52ZM136 59V60H137ZM180 59V60H179ZM8 60V61H7ZM34 60V59H33ZM147 60H149V65H148V63H146L145 64V61L146 62H148ZM166 60V61H167ZM5 61H7V63L5 62ZM23 61V60H22ZM156 61V60H155ZM5 62V63H4ZM24 62V61H23ZM44 63V62H43ZM43 63H42V65H43ZM52 63H54L53 61H52ZM52 63H48L49 65L48 66H52L53 64ZM123 63V62H122ZM156 63L157 62H155V63H153V64H155L156 65ZM24 64H26V63H24ZM51 64V65H50ZM70 64L71 65H73V69H74V75L75 76H77L78 78H76L77 80H78V83H76V85L78 84V86L80 87H82V89H81V91L82 90H86V88H88V90L87 91H85L86 93L84 94V95H79L81 98L84 96V97H86L85 95L87 94V92H89V94H90V96L91 97H89L90 98V100L92 101V100H95V102H99V101H97V96L101 93L102 94V91H101V89L99 90L97 87H93V83L92 84H89L87 81L89 80V78L87 79V76H86V78H84V77H82V75H81V73H84L83 71H82V69L83 68H81V67H85V66H83V65H79L78 63H74V64H72L71 62H70ZM126 67H127V70H128V72L129 71H131L132 72V74H133V67H131V65L130 64H128V63H126L125 64V62L123 63ZM133 64V63H132ZM138 64H140V65H138ZM34 65V64H33ZM40 64H38V66H39ZM46 65V66H45ZM152 65V64H151ZM169 65V64H168ZM172 65H170V66H172ZM38 66H37V69H38ZM44 66L45 67H43V68H46L47 67V64L46 63H44ZM115 66H118V64H116ZM120 66V65H119ZM133 66V65H132ZM26 67V68H27ZM34 67V66H33ZM32 67V68H33ZM121 67V66H120ZM209 71V73L207 74V71H204V72H202L203 70H206L205 68ZM50 68L51 67H49L48 69H45V70H43L44 71V73H45V71L47 72V71H49L50 70ZM57 68H58V65H57ZM122 68H124V67H122ZM121 68V69H122ZM166 68H168V66L166 67ZM211 68V69H210ZM42 69V68H41ZM85 69H87V68H85ZM119 71H122L121 69H119V68H117ZM151 69H156V71L155 70H151ZM172 69H174L173 67H172ZM203 69V70H202ZM36 70V69H35ZM81 70V72L79 73V71ZM118 70L116 71V73H118ZM124 70V69H123ZM167 70V69H166ZM37 71V70H36ZM41 70H39V71H37V73L38 72H40ZM87 72V74H89V70H86ZM89 71V72H88ZM115 71V70H114ZM137 71V70H136ZM182 73H184L185 72V74L186 75H182L181 74V72ZM184 71V72H183ZM180 72V73H179ZM206 72V73H205ZM17 73H20L19 75H17ZM33 73H35V72H33ZM86 73H84V74H86ZM90 73H92V72H90ZM94 73V72H93ZM36 74V73H35ZM137 74V73H136ZM182 76H181V75ZM203 74H204V76H203ZM90 75V74H89ZM116 75H118V74H116ZM124 75V74H123ZM177 75V76H176ZM180 77H179V76ZM202 75V76H201ZM92 76H93V74H92ZM184 76H186V78L184 77ZM97 77V76H96ZM181 77H184L185 79H182ZM74 78V76L72 77V78H70L71 79V81L73 80H75V79H73ZM92 78V77H91ZM136 78V77H135ZM178 78H180L182 81L178 84V82H179V80L180 79H178ZM83 79H85V80H83ZM96 79V78H95ZM175 79V80H174ZM177 79V80H176ZM81 81V83H80V81ZM173 80V84H177V87H178V85H180V84H184V83H186V85L184 84V86H181L182 88H185L186 87V89L187 90H185L187 93H188V91L189 92H194L195 91V93H193V95H191L190 93H188V94H190L191 95V97H189V95L186 93V95H185V98L186 97H189L188 99H186L185 101L183 100V102H180V96L178 95V94H171L172 92H170L171 91V89L169 88L170 86H169V84H171V81ZM183 80L185 81V82H183ZM70 81V80H69ZM72 81V82H73ZM175 81H177V83H175ZM5 82H7L8 84H10V85H8V84H6ZM22 82H24V83H22ZM72 82H70V83H72ZM77 82V81H76ZM97 81H95L94 82V84L96 83ZM73 83H75V82H73ZM82 83H84V85H82ZM44 84V83H43ZM51 84V83H50ZM50 84H48L49 86H50ZM47 85V86H48ZM96 86H99V85H101L100 83L99 84H95ZM138 85V84H137ZM49 86H48V89H51V88H49ZM77 86V87H78ZM138 86V87H139ZM179 86V87H180ZM2 87V88H1ZM17 87V88H16ZM75 87V86H74ZM100 87V86H99ZM171 87H176V85H174V86H171ZM34 88H35V86H34ZM53 88V87H52ZM59 88V87H58ZM57 88V89H58ZM84 88V89H83ZM57 89H55L56 91H58ZM70 89H71V87H70ZM179 89V88H178ZM191 89V90H190ZM36 90V89H35ZM52 90V89H51ZM55 90H53V91H55ZM10 91V92H9ZM17 91H19V92H17ZM59 91H61V90H59ZM58 91V92H59ZM65 91V90H64ZM63 91V92H64ZM71 91V90H70ZM99 92V94L97 95V94H93L92 92ZM101 91V92H100ZM180 92H182L183 90H179ZM42 92V91H41ZM46 92V91H45ZM52 92V91H51ZM62 92V91H61ZM67 92V91H66ZM80 91L78 90V93H79ZM82 92H84V91H82ZM82 92H80V93H82ZM10 93V94H11ZM33 93L35 94V95H33ZM43 94H45L44 92H42ZM65 93V92H64ZM67 93H69V92H67ZM74 93H75V95L72 93H69L70 94V96H71V99L73 98L74 100L75 99H77V98H79V97H76V91H74ZM183 93H185V92H183ZM2 94V93H1ZM47 94V93H46ZM52 94V93H51ZM83 94V93H82ZM66 95V94H65ZM72 95H74L76 98H74V97H72ZM177 95V96H176ZM188 95V96H187ZM48 96H50V95H48ZM47 96V97H48ZM67 96V95H66ZM89 96V95H88ZM87 96V97H88ZM100 96V95H99ZM143 96V97H142ZM194 96V97H193ZM51 97V96H50ZM86 97V98H87ZM53 98V97H52ZM89 98H87V99H84V100H88V101H90L89 100ZM100 99H101V96L99 97ZM98 98V99H99ZM122 98H124V97H122ZM126 98V97H125ZM173 98H175L174 99V101L175 102H173ZM183 98H184V95H183ZM192 98V100H190ZM8 99V98H7ZM6 99V100H7ZM10 100H7V102H8V104H10V102H9ZM48 101V100H47ZM101 101V100H100ZM141 101H142V104H141ZM167 101L169 102V103H167ZM6 102V101H5ZM4 102V103H5ZM27 102H31V103H27ZM123 102V103H122ZM57 103V102H56ZM167 103V105H165ZM15 104H16V106H17V104L18 103H16L15 102ZM15 104L13 103V105L11 104V106H9V105H7V108L6 109H8L9 107V109L11 110V109H13L12 108V106H15ZM36 104V103H35ZM51 104H52V102H51ZM53 104H55V103H53ZM74 104V103H73ZM89 104L90 103H88V106H89ZM96 104H98V103H96ZM126 104V103H125ZM141 104V106H139ZM34 105V104H33ZM38 105V104H37ZM36 105V106H37ZM46 105V104H45ZM135 106V108H133L134 106ZM212 105V106H211ZM15 106V107H16ZM19 106V105H18ZM56 106H57V104H56ZM55 106V107H56ZM124 106H126V105H124ZM133 106V107H132ZM139 106V107H138ZM168 106V107H167ZM5 107V106H4ZM54 107V106H53ZM54 107V108H55ZM94 107V106H93ZM96 107V106H95ZM98 108H99V106H97ZM100 107L102 108V106L100 105ZM167 107V108H166ZM33 108V107H32ZM40 108V110H37V109H39ZM37 107L36 109H35V106H34V110H35V115L36 116H34L37 120H41V122H37L38 124H44V123H49V119H48V116H50L52 113H54L52 110V112L50 113V115H48L47 114V112L50 110H48V111H46L47 109H45V107H43L42 109H41V107ZM52 108V107H51ZM53 108V109H54ZM56 108H58V107H56ZM60 108V107H59ZM58 108V109H59ZM85 108L87 109V108H91L92 109V106L90 107H87V106H85ZM100 108V109H101ZM134 109L133 111H131L130 109ZM141 111V113H139L137 110L138 109ZM8 109V110H9ZM23 109V108H22ZM22 109L20 110V109H18V107H16L15 108V110L13 109V110H9L10 111V113L12 114L13 113V115H14V113H15V111H17V115H18V113H20V114H22V116H24L25 114H24V112L25 111H27V110H30L29 108L28 109H26V108H24L23 110L24 111H22ZM33 109H31L32 111H33ZM58 109H57V111H58ZM84 109V108H83ZM86 109H84L83 111H86ZM90 109V110H91ZM103 109V108H102ZM126 109V110H125ZM137 109V110H136ZM168 111V115L170 116V117H168L167 116V111ZM30 110V111H31ZM42 110H44V112L42 111ZM89 110V109H88ZM94 110V109H93ZM1 111V110H0ZM22 111V112H21ZM31 111V112H32ZM38 111H39V114H38V116H37V113H38ZM42 111V112H41ZM57 111L55 110V113H57ZM73 113L72 115H75V111H76V116H79V117H77V120H76V116H71V113ZM92 111V110H91ZM91 111H89V113L91 112ZM95 111V110H94ZM121 111V112H120ZM135 111H137L138 113V115H142V116H138V120L137 119H134L132 116H133V114H134V116H136L137 114H135ZM50 112V111H49ZM59 113H58V115L57 114H53V116H50L51 118L53 117L54 119H60V121H61V118H62V112H60V110L58 111ZM86 112H88V111H86ZM127 112V113H126ZM131 112H134L133 114L131 113ZM9 113V114H10ZM41 113V114H40ZM46 115H45V114ZM82 113H84V114H82ZM93 113V112H92ZM112 113H114L113 111H112ZM114 113V114H115ZM119 113V114H118ZM10 114V115H11ZM31 114V113H30ZM33 114V113H32ZM44 114V115H43ZM59 114L60 115H62L61 117L59 116ZM80 114H82V115H80ZM106 115L105 116H107L108 114L107 113H105ZM10 115H7V118H5V119H8L9 117L8 116H10ZM16 115V116H17ZM43 115V116H42ZM119 115V116H118ZM123 115H126L125 116V119L122 117ZM21 116V117H22ZM27 116V115H26ZM41 116V118H39ZM55 116V117H54ZM60 118H59V117ZM88 116V117H87ZM166 116L168 117V118H166ZM14 117H15V115H14ZM20 117V116H19ZM34 117H33V120L32 121H35L36 119H34ZM87 117V118H86ZM111 117V116H110ZM118 117V118H117ZM120 117V118H119ZM127 117H128V119H127ZM129 117H132L133 118V120H131V122H127V124H124L123 122H124V120L125 121H130V119H129ZM17 118V117H16ZM16 118H13L14 119V121H15V119ZM24 118H25V116H24ZM30 118H32V116L30 117L29 116V118L28 119H30ZM52 118V119H53ZM86 120H85V119ZM95 118V119H94ZM122 118V119H121ZM137 118V117H136ZM141 118H143V122H145V120H147V119H149V121H146V123H144L143 125H145L146 127H144L143 125H142V120L140 121L139 119H141ZM170 118V119H169ZM12 119V120H13ZM56 119V120H57ZM64 119V118H63ZM87 119L89 120L88 122H86L87 121ZM92 119V118H91ZM11 120V121H12ZM24 122V121H26V119L24 120L23 118L21 119H19V120H17L16 119V121L18 122V124L20 123V122H22V121ZM51 120V119H50ZM64 120H66V119H64ZM82 120V121H81ZM83 120H85V121H83ZM10 121V122H11ZM13 121V122H14ZM16 121H15V123H16ZM31 121V120H30ZM63 121V120H62ZM92 121V120H91ZM102 121V122H103ZM5 122H6V125H7V129H9L10 128V124L9 123H7V120H5ZM29 122V121H28ZM36 122V121H35ZM65 122V121H64ZM97 122V123H98ZM112 122L114 123V121L112 120ZM148 122V123H147ZM25 123V122H24ZM114 123V124H115ZM128 123H132L133 125H130V124H128ZM21 124V123H20ZM23 124V123H22ZM21 124V125H22ZM50 124V123H49ZM99 124H102V123H99ZM151 125V129H150V131L149 130H147L146 131V129L149 127L150 128V126L149 125ZM37 125V124H36ZM130 125V126H129ZM148 125V126H147ZM24 126H25V124H24ZM28 127H29V124L27 125ZM42 125H39V128H42V127H46L45 125L44 126H42ZM95 126V127H94ZM98 126V125H97ZM116 126V127H115ZM51 127H52V125H51ZM114 127V128H113ZM136 129H135V128ZM23 128V127H22ZM26 129L25 130H27V127H25ZM55 128V127H54ZM54 128H52L51 129V131L53 130V133H55V134H51L52 135V139H54L55 137L53 136V135H55L56 136V140H55V142L53 141V142H51V144H48V142H44L45 140H43L44 138L43 137H45V138H47L46 137V133L47 132H44V135L45 136H43V137H40V141H41V139H42V142H44L45 143V145L46 146H44V145H42L43 146V148L44 147H49V145H52L53 143L54 144H56V146H59V147H61V148H58V149H61V151H62V153H61V151H59V150H57V149H54V147H51L50 149L52 150V148L54 149V150H57L58 152H60L61 154H62V156H64L65 157V155L66 156H69L68 154H64V153H66V152H64L63 153V150H64V148H63V144H64V141L62 142V140L60 141L59 140V138L61 137H58V140H59V142H56L57 141V135H60V133H59V131H56ZM91 128V129H90ZM112 128V129H111ZM132 128V130L131 131H129L130 129ZM146 128V129H145ZM152 128H155V129H157L156 130V132H154V133H157L156 135L154 134V133H152V131H155L154 129L152 130ZM65 129V128H64ZM104 129H105V131H104ZM9 130H11V128L9 129ZM40 130V132L39 133H41V132H43V131H46V130H44V128H42V130L41 129H39ZM92 132H91V131ZM95 130V131H94ZM121 130V129H120ZM135 130L137 131V136L136 137H129L130 135H131V133L132 134H134V135H136L135 133ZM152 130V131H151ZM71 131V130H70ZM71 131V132H72ZM93 131H94V133H93ZM108 131H110V132H108ZM148 131L150 132V133H148ZM50 132V131H49ZM56 132H58V133H56ZM79 132V131H78ZM99 132V133H98ZM121 132V131H120ZM130 132V133H129ZM27 133V132H26ZM70 133V132H69ZM80 133V135H81V132H79ZM106 133L104 134V135H102L103 137L106 135ZM152 133V134H151ZM48 134V133H47ZM64 134V133H63ZM63 134H61L62 136H63ZM66 134V133H65ZM64 134V135H65ZM66 134V135H67ZM110 134L108 135L109 137H110ZM120 134V133H119ZM121 134H122V132H121ZM156 136H154V135ZM28 135V134H27ZM41 135V134H40ZM42 135H43V133H42ZM97 135V136H96ZM106 135V136H107ZM115 135H118V133L117 134H115ZM125 135H123V136H125ZM105 136V137H106ZM142 136H144L145 138H146V141L145 140H143V138H142ZM164 136V137H163ZM54 137V138H53ZM104 137V138H105ZM155 137V138H154ZM160 137L162 138H164V140H165V137L168 139V140H166V141H169L170 142V144L168 143L167 145H162V147H161V145H160ZM2 137L0 136V139H1ZM76 138V139H75ZM82 138V139H81ZM84 138V139H83ZM107 138V137H106ZM112 138V137H111ZM142 138V139H141ZM144 138V139H145ZM163 138L161 139V140H163ZM4 138H2V140H3ZM50 139V138H49ZM48 138L46 139V140H49ZM75 139V140H74ZM108 139V138H107ZM110 139V138H109ZM51 140V139H50ZM111 140V139H110ZM109 140V141H110ZM40 141H39V145H40ZM143 141H145L146 143L145 144H147V145H149V150L146 152L145 150V152H141V150H142V148H143V146H142V142ZM2 142V141H1ZM10 142V141H9ZM8 142V143H9ZM12 142V141H11ZM122 142V143H121ZM165 142V141H164ZM29 143V142H28ZM47 143V144H46ZM62 143V144H61ZM92 143V145H90ZM107 143V144H106ZM128 146V148H133V150H135V154L133 153V152H131V151H129V152H126V151H124L123 150V148H125V144ZM162 143H163V141H162ZM0 144H2V143H0ZM5 144V143H4ZM4 144H3V147H4ZM10 144V143H9ZM25 144H26V142H25ZM123 144V145H122ZM6 145H7V143H6ZM48 145V146H47ZM69 145V144H68ZM90 145V146H89ZM71 146H69V147H71ZM146 146V145H145ZM166 146V147H165ZM2 147V146H1ZM75 147V148H74ZM109 147V148H108ZM114 147V148H113ZM136 147H137V149H136ZM169 147V148H168ZM62 148H63V150H62ZM75 149V150H74ZM97 151H96V150ZM161 149V150H160ZM2 150V149H1ZM46 150V149H45ZM48 150V152H50L49 151V149H47ZM140 150V151H139ZM176 150V151H175ZM255 150L257 151V152H255ZM5 152H7L6 150H4ZM3 150L1 151V152H4ZM89 151V152H90ZM162 151V152H161ZM262 151V152H261ZM55 152V151H54ZM53 151L52 152H50V153H52V155H53V153H54ZM97 152V153H98ZM130 153H133V154H131L130 155ZM3 154V153H2ZM1 153H0V155H2ZM10 154V153H9ZM8 154V155H9ZM170 154V153H169ZM51 155V154H50ZM55 155V154H54ZM95 155V154H94ZM139 155V157H138V160L140 159V156ZM257 155V154H256ZM58 156H61V155H58ZM61 156V157H62ZM91 157V161H90V157ZM93 156V155H92ZM146 156V155H145ZM264 156V155H263ZM55 157H57V156H55ZM60 157V158H61ZM70 158H67V160L65 159V158H63L62 160L59 158V157H57V158H55L56 160L57 159H60V161L61 162H63V163H61L60 161V164L61 165H63V166H65V167H70V163H73L72 161L69 163L68 161L69 160H73V158H72V156H69ZM89 157V158H88ZM149 157H150V155H149ZM160 157V158H159ZM244 157V158H243ZM133 158V157H132ZM136 158H134L135 160H136ZM153 158V157H152ZM151 158V159H152ZM154 158L151 160V159H148V160H151L152 162V165H150L151 166V168L153 169V167L154 166H157L156 164H158V162L157 161H154ZM241 158H243V159H241ZM131 159V158H130ZM145 160V162L146 161H148V160ZM241 159V164L240 163H237V160H240ZM254 159V160H253ZM66 160V161H65ZM133 160V159H132ZM164 160H165V158H164ZM259 160V159H258ZM258 160H257V162H258ZM262 160V159H261ZM64 161H65V164L67 165H64ZM120 161H121V163H120ZM244 161V160H243ZM7 162V161H6ZM100 162H102V160L101 161H99V163ZM139 162V161H138ZM155 162V164H153ZM157 162V163H156ZM165 162V161H164ZM256 162V163H257ZM260 162V161H259ZM77 163V164H76ZM89 165H88V164ZM92 163V164H91ZM160 163V162H159ZM166 163V162H165ZM236 163H237V165H236ZM245 163V162H244ZM261 163H262V161H261ZM77 165V166H79L78 165V162L77 161H74V164L73 165ZM101 164H103V163H101ZM101 164H99L100 166H102L103 168H104V166L105 165H101ZM146 164V163H145ZM246 164V163H245ZM252 164V163H251ZM257 164H259V163H257ZM257 164H255V165H257ZM263 164V163H262ZM22 165H24L25 166V164H22ZM29 165H32V164H30V162H29ZM109 165L106 167V168H108L109 167ZM122 165V166H121ZM159 165V164H158ZM188 165H186V166H188ZM76 166V167H77ZM90 166V167H89ZM97 166V165H96ZM95 166V167H96ZM100 166H98L99 168H101ZM191 166V167H190ZM196 166H197V168L199 167V169H197L196 168ZM238 166V167H237ZM243 166H244V164H243ZM242 166V167H243ZM253 166H254V164H253ZM258 166V165H257ZM21 167V166H20ZM67 167V168H68ZM93 167V166H92ZM97 167V168H98ZM136 167V166H135ZM158 167V166H157ZM160 167V166H159ZM194 167V168H193ZM237 167V168H236ZM262 167V165H260V168ZM24 168H26V167H24ZM72 168V169H71ZM74 167H70V169L71 170H75V168L73 169ZM81 168V167H80ZM85 168H82V169H85ZM103 168H101V169H103ZM121 168V169H120ZM155 168V167H154ZM251 168H253V167H251ZM258 168H259V166H258ZM69 169V168H68ZM69 169V170H70ZM119 169L121 170V171H119ZM139 169V168H138ZM160 169H162V171H164L163 170V168H160ZM195 169V170H194ZM263 169H264V167L261 169V173H263L264 174V172H263ZM70 170V171H71ZM92 170V169H91ZM90 170V171H91ZM132 170V169H131ZM237 170V171H236ZM243 172H242V175L243 176H245V177H248L247 176V174L245 173L246 171H250L249 169H246V171H245V169H244V167H243ZM260 170V169H259ZM10 172H11V170H9ZM68 171V170H67ZM69 171V172H70ZM85 171V170H84ZM89 171V172H90ZM113 171V170H112ZM111 171V172H112ZM156 171V170H155ZM245 171V172H244ZM9 172V175H11V173ZM72 172V171H71ZM70 172V173H71ZM73 172H76V171H73ZM78 172V171H77ZM86 172H87V170H86ZM93 172V171H92ZM123 172V173H122ZM258 172H260V171H258ZM79 173H82V172H80L79 171ZM157 173V172H156ZM215 173V174H214ZM217 173H219V174H217ZM228 173L230 174V173H233L234 175H232V176H230V175H228ZM248 173V172H247ZM13 174V173H12ZM18 174V173H17ZM28 174V173H27ZM50 175L52 174V173H49ZM68 174V173H67ZM92 174V173H91ZM91 174H88V175H91ZM99 174V173H98ZM107 174V173H106ZM105 174V175H106ZM117 174V177L118 176H120V178H121V175H118V173H116ZM161 174H162V172H161ZM245 174V175H244ZM249 174H251V173H249ZM19 175V174H18ZM17 175V176H18ZM31 175V176H30ZM29 176V178L30 179H28L27 177L25 178L26 179V190H25V192L26 191H31V192H36V187L37 186H40L39 185V183L41 184V183H43L44 184V182H45V180L44 179H47L48 177H44V181L42 182V181H40L42 178H40V176H34V175H32V174H30ZM78 175V174H77ZM76 175V176H77ZM81 175V174H80ZM99 175H102V174H99ZM98 175V176H99ZM150 175V174H149ZM148 175V178H150V176ZM6 176V175H5ZM16 176V175H15ZM20 176V175H19ZM27 176V175H26ZM68 176L70 177V176H73V177H75V173H74V175L73 174H71V175H69L68 174ZM103 176V175H102ZM146 176V175H145ZM152 176V175H151ZM250 176V175H249ZM264 176V175H263ZM263 176H261V178H263ZM39 177V178H38ZM41 177H42V175H41ZM138 177H139V175H138ZM211 177V178H210ZM229 177H231V179H233L234 181H230L231 179L229 178ZM253 177V175L252 176H250V177H248L249 179L250 178H252ZM20 178V177H19ZM38 178V179H37ZM70 178H72V177H70ZM135 178V179H134ZM191 178V177H190ZM243 178V177H242ZM247 178V179H248ZM257 178H259V176H257ZM261 178H259V179H261ZM12 179V178H11ZM73 179V178H72ZM98 179H99V177H98ZM98 179H97V181H98ZM100 179H101V177H100ZM121 179V180H122ZM147 179V178H146ZM152 179H153V177H152ZM192 179V178H191ZM244 179H246V178H244ZM252 179H255V175H254V178H252ZM31 182H30V181ZM50 180V182H51V180L52 179H49ZM106 180V179H105ZM251 180V179H250ZM1 181V180H0ZM16 182H17V180H15ZM40 181V182H39ZM100 181V180H99ZM149 181V180H148ZM191 182V184L194 186V182H193V180H190ZM230 181V182H229ZM251 181H253V180H251ZM250 181V182H251ZM256 181V180H255ZM254 182V181H253ZM253 182H251V183H253ZM20 182H17V185L19 184ZM100 183V182H99ZM123 183V182H122ZM247 183V180H246V182H245V184ZM2 184V183H1ZM43 184H41V185H43ZM20 185V184H19ZM18 185V186H19ZM88 185V184H87ZM246 185H248V184H246ZM71 186V185H70ZM241 187V188H242ZM249 187V189L248 190H250V191H252L253 190V188L254 189H256L255 187H250V186H246L245 187V189H247ZM75 189L74 187H66L65 189H66V191H70L69 192V194L71 193H76L77 191H74L73 192V189ZM209 188H211V186L209 187ZM251 188H252V190H251ZM1 189H3V188H1V186H0V192L2 191ZM71 189V190H70ZM84 189H87L86 190V192H88V190H89V195L91 194V196H92V198L93 199H95V193H94V191H93V189L92 188H90V186L89 187H87V186H85V188ZM76 190V189H75ZM233 190V189H232ZM247 190V191H248ZM108 191H110V189L108 190ZM230 191V190H229ZM250 191H248V192H250ZM257 192V189L256 190H254V192ZM233 192V191H232ZM255 192V194H257ZM258 193H259V191H258ZM23 194H25L24 193V190H23ZM68 194V195H69ZM229 194V193H228ZM26 195V194H25ZM73 195V194H72ZM42 196H43V194H42ZM74 197V203H76L75 205H77V203L78 202H75L76 201V195H73ZM97 196V195H96ZM98 196H100V195H98ZM44 197V196H43ZM72 197V196H71ZM4 198V197H3ZM42 197L40 196V200H42L41 199ZM72 198V199H73ZM102 198V197H101ZM229 198H232L231 196H230V194H229V197H228V195H227V193L225 192V191H223V195H222V199H221V201H220V203H221V207L222 208H224V200L225 199H227V203H228V199ZM262 198V197H261ZM2 199V198H1ZM48 199V198H47ZM46 199V200H47ZM224 199V200H223ZM263 199V198H262ZM6 200V199H5ZM28 200V199H27ZM29 200H31V199H29ZM44 200H45V198L41 201V202H44ZM45 200V203L47 202V204H51V203H49V201L47 200L46 201ZM2 201V200H1ZM0 201V204L2 203ZM96 201V200H95ZM264 201V199L262 200V203H264L263 202ZM40 202V203H41ZM93 202V201H92ZM7 203V202H6ZM73 203V204H74ZM4 204V203H3ZM8 204V203H7ZM13 204V203H12ZM27 204V203H26ZM41 204H43V203H41ZM40 204V205H41ZM72 204V203H71ZM28 205V204H27ZM30 205V204H29ZM59 204H52V205H50V209H53L54 208V206H58ZM62 205V204H61ZM103 205V204H102ZM1 207L0 208H2V211H3V207H4V205H3V207H2V204L0 205ZM7 206H10V204L9 205H7ZM6 206V207H7ZM46 206V205H45ZM44 206V207H45ZM63 206V205H62ZM70 206V205H69ZM27 207V206H26ZM29 207V206H28ZM28 207H27V209H28ZM68 207V206H67ZM72 207H73V205H72ZM80 207V206H79ZM92 207V206H91ZM94 207V206H93ZM8 208H12V206H10V207H8ZM31 209H32V205H31V207H30ZM41 208V207H40ZM43 208V207H42ZM78 208V207H77ZM76 208V209H77ZM95 208V207H94ZM264 207H262V208H259L260 210H257V211H259V212H261L262 211V209H263ZM61 209V208H60ZM76 209H75V211H76ZM80 209H82L81 207H80ZM80 209H77V210H79L80 211ZM54 210H56V209H54ZM58 210V209H57ZM63 210H64V207H63ZM99 210V209H98ZM1 211V210H0ZM18 211V210H17ZM45 211V210H44ZM59 212H62V210H58ZM68 211L70 212L71 211V209L69 210V209H67L66 210V212H67V214L65 213L64 215H65V218H67V219H70L72 216H74V214H72L70 217L68 216H66V215H68ZM73 212H74V210H72ZM101 211V213L100 214H102V212L104 211V212H108V211H105V210H99V212ZM49 212H51V211H49ZM58 212V213H59ZM1 213V212H0ZM3 213V212H2ZM77 214H75L76 216H78V212H76ZM80 213V212H79ZM257 213V212H256ZM6 213H4V215H5ZM51 215V214H50ZM63 215V216H64ZM86 215H88V211H87V214ZM102 215H105V214H102ZM5 217V216H4ZM4 217H1V218H3L4 219ZM8 217V216H7ZM52 217V216H51ZM55 217H57V216H55ZM89 217V216H88ZM88 217H84V219H83V221H85V224L87 225V226H89V225H91V222L88 220V219H86V218H88ZM61 218H62V216H61ZM259 218V217H258ZM51 219H54V218H51ZM60 219V218H59ZM62 219H64V217L62 218ZM78 220V219H77ZM77 220H76V222H77ZM94 220V219H93ZM4 221V220H3ZM5 221H6V219H5ZM2 222V220H1V222L2 223H5L6 224V222ZM55 221L56 222H53V220H52V222H50L51 224V226H54V223H55V226H58L59 224H60V222L57 220V219H55ZM70 222H71V220H69ZM100 221V220H99ZM104 221V220H103ZM59 222V223H58ZM75 222V221H74ZM80 222V221H79ZM98 222V221H97ZM58 225H57V224ZM117 223H120V220H117ZM53 224V225H52ZM69 224H71V223H69ZM78 223H76V225H77ZM83 224H84V222H83ZM93 224H97V223H95V222H93ZM2 226V224L0 225V227ZM6 226H8V222H7V225ZM16 227H17V225H16ZM4 228V227H3ZM7 228V227H6ZM5 228V229H6ZM18 228V227H17ZM17 228H16V230H17ZM111 228V227H110ZM112 230H114L113 228H111ZM2 230H4V229H2V227H1V231ZM8 230H10V229H8ZM8 230H6V231H8ZM12 230V229H11ZM203 230V229H202ZM14 231H15V229H14ZM13 231V232H14ZM199 231H201V230H199ZM198 231V233H199V235H201V237H203V238H198V237H196V239L194 238V237H192V239L191 240H193L194 242H193V244L195 245V242L196 241H198V239H201L202 240V242H204V243H199V242H196V243H198V244H200L201 246H202V244L203 245H205L204 247L205 248H208V249H213V250H215V249H222V248H225V246L228 244V243H233V246L235 245V244H238V242H239V240L242 242V243H244V245H246L247 243H245L244 242V240L246 241V240H249V243H253L254 244V240L251 238V237H253L254 238V236L256 235V236H258L259 237V235L258 234H254L253 233V236H249V237H246V238H244L245 236H243V238L241 237V235H238V236H232L233 237V239H235V241H236V243L232 240L231 241V238L232 237H230L229 239H226V240H224L223 241V243H221L220 241H218V239L215 241V239H214V237H213V235H211L210 236V234L208 233H206L207 235H209L208 236V239H204V238H207V237H205L206 236V234H204L203 232H199ZM3 233H4V231H2ZM9 232V231H8ZM256 232V231H255ZM15 233H16V231H15ZM116 233V232H115ZM197 233V234H198ZM8 234V233H7ZM9 234H12V232H10ZM196 234V235H197ZM205 235V236H202V235ZM248 235H250V234H248ZM252 235V234H251ZM190 237V236H189ZM210 237V238H209ZM237 237V238H236ZM238 237H240V238H242V239H239ZM156 238V237H155ZM185 238H187L188 239V237L186 236ZM211 238H213V240H211ZM249 238V239H248ZM142 241H140V240ZM151 239H154V237L152 236H150L149 238H143V239H141V238H137V241H140V244L141 243H143V241L145 242L144 244H145V248H148V246H146V245H151V246H154V245H152L151 243H153L154 241H151ZM157 239V238H156ZM204 239V240H203ZM244 239V240H243ZM252 239V241H250ZM5 240V239H4ZM149 240V241H148ZM161 241H159L160 243L162 242V243H164V240H162V238L160 239ZM181 240V239H180ZM179 240V241H180ZM184 240V239H183ZM183 240H181L182 242H181V244H183ZM227 240H230V241H227ZM151 241V242H150ZM185 241H187L186 239H185ZM184 241V242H185ZM188 241H190V240H188ZM187 241V242H188ZM150 242V243H149ZM157 242H158V240H157ZM158 242V243H159ZM240 242V243H241ZM155 243V242H154ZM153 243V244H154ZM188 243H190V242H188ZM239 243V244H240ZM248 243V244H249ZM165 244V243H164ZM163 244V245H164ZM167 244V243H166ZM180 244V245H181ZM185 244V243H184ZM198 244H196V246H198ZM220 244H222V247L220 246ZM247 244V245H248ZM149 245V247H150V250H152V251H155V249H156V247L155 248H152L151 246ZM159 245H161V244H157L156 246H159ZM185 245H187V244H185ZM188 245H190V244H188ZM241 246H242V244H240ZM239 245V246H240ZM164 246H166V245H164ZM175 246H178V244L177 245H175ZM207 246V247H206ZM238 245H237V247H239ZM241 246H240V248H241ZM178 247H180V246H178ZM203 247V246H202ZM202 247L200 248V249H202ZM236 247V248H237ZM253 247V246H252ZM152 248V249H151ZM182 249H183V246L181 247ZM249 248V247H248ZM157 249H161V250H158V251H161V255H165L164 257H169V256H167V253L165 252L167 249L165 248L164 249V247L163 248H157ZM163 249V250H162ZM171 249V248H170ZM179 249V248H178ZM251 249H254V248H251V246H250V248H249V250H251ZM255 249H258L257 247H255ZM254 249V250H255ZM149 250V249H148ZM184 250V249H183ZM182 250V251H183ZM264 250V248L262 249V251ZM152 251H150V252H152ZM158 251H156V252H158ZM163 251H164V253H163ZM187 251V250H186ZM188 251H191L190 249L188 250ZM216 251V250H215ZM252 251V250H251ZM148 253H149V251H147ZM168 252V251H167ZM184 252V251H183ZM255 252V251H254ZM256 252H257V250H256ZM255 252V253H256ZM252 253V252H251ZM258 253V252H257ZM260 253V252H259ZM263 252H261V256H260V254H256V256L258 255V258H255L254 257V254L252 253V255H253V257L255 258L254 259V261H253V263L252 264H264V261H262L261 262V258L260 257H264L263 256V254H262ZM188 254V253H187ZM191 254V253H190ZM189 254V255H190ZM156 255H159V254H156ZM186 255V254H185ZM184 255V256H185ZM130 256V255H129ZM130 257H132V256H130ZM186 257V256H185ZM73 258H74V256H73ZM14 259V258H13ZM15 260V259H14ZM118 263V262H117ZM117 263H115V264H117ZM118 264H128V261L126 262V261H123L122 263H118Z\"/></svg>",
	"mask_w": 264,
	"mask_h": 264
}]
</instances>
